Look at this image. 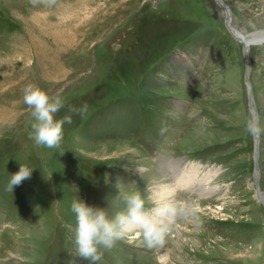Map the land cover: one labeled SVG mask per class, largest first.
<instances>
[{
    "label": "rangeland",
    "instance_id": "1",
    "mask_svg": "<svg viewBox=\"0 0 264 264\" xmlns=\"http://www.w3.org/2000/svg\"><path fill=\"white\" fill-rule=\"evenodd\" d=\"M223 1L235 28L248 35L264 30V0ZM224 11L215 0H56L50 6L0 0V264H89L74 242L72 200L106 207L112 216L125 207L116 200L118 177L152 211L167 200L155 198V186L175 178L172 166L160 163L178 159L195 165L184 170L191 187L217 193L175 189L167 197L175 207L184 204L188 215L162 243L149 248L132 228L122 238L124 250L119 240L101 247L96 264H264L256 139L246 130V61ZM66 18L75 27L64 28ZM248 57L264 192V42L253 43ZM29 83L60 95L57 119L72 116L58 148L34 141L35 120L23 102ZM84 104V116L69 112ZM20 163L33 169L31 178L9 191ZM213 165L222 172L208 180ZM218 197L223 209L206 205ZM144 248L157 258L144 261Z\"/></svg>",
    "mask_w": 264,
    "mask_h": 264
},
{
    "label": "clouds",
    "instance_id": "2",
    "mask_svg": "<svg viewBox=\"0 0 264 264\" xmlns=\"http://www.w3.org/2000/svg\"><path fill=\"white\" fill-rule=\"evenodd\" d=\"M55 2L56 0H33L34 4L44 3L48 6ZM23 102L32 110L35 120L32 125L35 143L58 148L63 139L64 124L72 122L71 115H65L62 119L56 118V113L64 107L60 95L50 97L41 87L29 83L23 89ZM87 108V104H84L80 108H70L69 112L84 116ZM259 123V114L254 109H249L246 130L256 134L260 130ZM32 170L20 163L19 170L12 174L8 190L12 191L22 181L30 179ZM105 181L108 182V174L105 175ZM114 187L117 189L116 200L122 201L125 207L115 211L112 216H109L106 207L91 206L82 198H74L71 203V211L76 221L74 242L79 256L89 261V264H96L102 259L99 251L101 247L111 249L132 228L140 230L149 248L162 243L177 215V207L167 204L146 211L140 192H125L118 177ZM117 206L112 205L113 208Z\"/></svg>",
    "mask_w": 264,
    "mask_h": 264
},
{
    "label": "bare ground",
    "instance_id": "3",
    "mask_svg": "<svg viewBox=\"0 0 264 264\" xmlns=\"http://www.w3.org/2000/svg\"><path fill=\"white\" fill-rule=\"evenodd\" d=\"M89 11V10H88ZM226 11V10H225ZM36 15L34 16V21L35 23H38L36 24V26H39L40 23H41V16H39L40 14L39 13H35ZM46 19L49 18V16H47L45 14L44 16ZM72 19V17L70 18ZM68 18L64 19L63 20V23L65 24H62L64 26V28H72L75 27V24L71 21H67V20H70ZM231 20H233V15H231ZM43 25H45V23H42ZM54 25H49V27H53ZM235 31L237 33H242L244 35V40L246 42V46H247V50L249 49L250 50V47L253 43H259L261 41H263L264 39V30L262 31H256L254 33H251L250 35L248 34H245L243 32H241L239 29L237 28H234ZM49 49V48H48ZM191 152V151H190ZM181 160V159H180ZM180 160L177 161L176 160V163L177 165H174V171H175V183L174 184H164V185H161V186H157L158 190L156 189V186H155V198L158 199V200H161L162 197H166V204L167 205H170V206H174L175 207V202L174 200H170V198H168L167 196H169L170 193H172L175 189H176V186H183V187H191L192 186V181H191V178L185 174V169L184 167H181L180 166ZM175 163V161H174ZM173 163V164H174ZM195 167V165H193V167L191 168V170L188 169V171H192V169ZM184 171V172H183ZM218 174V169H214L212 172H210V174L207 176L208 180H211L212 177H214L215 175ZM211 177V178H210ZM205 182V181H204ZM197 184V183H196ZM206 184V183H205ZM159 185V184H158ZM214 187V186H213ZM198 190L201 192L202 195H210L212 194L215 190L214 188H201V187H198V188H195V191ZM174 193V192H173ZM261 193V192H260ZM157 196V197H156ZM171 197V196H170ZM258 197V195H257ZM260 197V196H259ZM261 199V197H260ZM134 240V239H133ZM164 258V257H163ZM166 259V258H164ZM117 263V262H116Z\"/></svg>",
    "mask_w": 264,
    "mask_h": 264
},
{
    "label": "water",
    "instance_id": "4",
    "mask_svg": "<svg viewBox=\"0 0 264 264\" xmlns=\"http://www.w3.org/2000/svg\"><path fill=\"white\" fill-rule=\"evenodd\" d=\"M215 2L221 6V8L224 10H226V16H224V23L227 27V29L229 30V32L232 34V36L238 40L242 46H243V53H244V57H245V61H246V72H245V78H246V82L249 88V101L251 103V109H254L257 113H258V108L254 99V92H253V88H252V84H251V79H250V65L248 62V56H249V49L247 50V46H246V42L244 40V35L242 33H237L235 31V27L232 24V20H231V15H232V10L230 5H228L227 3H225L223 0H215ZM225 12V11H224ZM263 41H261L260 43H263ZM259 43V44H260ZM258 44V43H257ZM255 141H256V152H255V175H256V189H257V195L260 199L261 202L264 203V195L262 193H260V177H261V169L259 166V153H260V139L261 136L259 134V131L255 134Z\"/></svg>",
    "mask_w": 264,
    "mask_h": 264
},
{
    "label": "trees",
    "instance_id": "5",
    "mask_svg": "<svg viewBox=\"0 0 264 264\" xmlns=\"http://www.w3.org/2000/svg\"><path fill=\"white\" fill-rule=\"evenodd\" d=\"M138 24V23H137ZM137 28V27H136ZM103 64V59H102V63H101V65ZM256 91V90H255Z\"/></svg>",
    "mask_w": 264,
    "mask_h": 264
}]
</instances>
